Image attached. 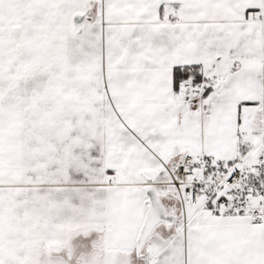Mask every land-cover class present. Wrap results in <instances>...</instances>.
Masks as SVG:
<instances>
[{"label":"snow or ice","instance_id":"6c2138e0","mask_svg":"<svg viewBox=\"0 0 264 264\" xmlns=\"http://www.w3.org/2000/svg\"><path fill=\"white\" fill-rule=\"evenodd\" d=\"M0 264H264V0H0Z\"/></svg>","mask_w":264,"mask_h":264}]
</instances>
